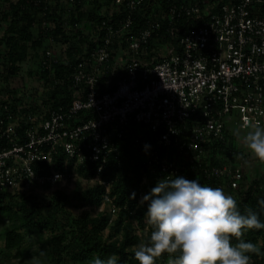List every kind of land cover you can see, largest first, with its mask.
<instances>
[{"label": "built area", "instance_id": "1", "mask_svg": "<svg viewBox=\"0 0 264 264\" xmlns=\"http://www.w3.org/2000/svg\"><path fill=\"white\" fill-rule=\"evenodd\" d=\"M100 13L125 17L89 22L96 44H85L66 77L56 75L60 58L47 48L40 62L49 82L40 79L35 96L25 75L24 86L12 81L13 92L0 91V193L54 184L68 170L46 173L43 163L61 158L73 170L98 164L93 178L111 201L112 182L100 173L122 145L140 149L153 172L175 177L202 165L212 145L229 144V118L260 123L264 0H112ZM137 14L146 16L141 25ZM55 87L66 89L64 99L44 104ZM211 173L228 176L234 188L243 178L228 164Z\"/></svg>", "mask_w": 264, "mask_h": 264}, {"label": "trees", "instance_id": "2", "mask_svg": "<svg viewBox=\"0 0 264 264\" xmlns=\"http://www.w3.org/2000/svg\"><path fill=\"white\" fill-rule=\"evenodd\" d=\"M111 1L89 0L90 5L84 11L87 0L74 4H67L61 0H6L7 8L0 11V27L2 23L7 24L0 41V63H2L0 66L6 69V71H0V91L13 92L8 82H11L12 76L19 75L21 65L27 59L29 46L41 48L45 45L47 46L43 49L45 51L50 44L52 45L53 40L68 43L67 59H60L54 64L56 75L66 77L73 71V66L78 61L77 53L84 51L85 44L90 46L96 44L91 39L93 34L83 33L85 28L84 30L80 27L78 30L74 29L81 24L86 27L92 26L88 23L90 21L99 25L103 20L109 21L111 17L108 14H101L100 9L105 4L109 5ZM142 15L139 14L137 16L139 20H136L140 25L146 17ZM124 17V13L115 14L110 22L119 24L120 19ZM43 21L47 22L46 26L42 25ZM66 26L72 31L69 32ZM2 45L5 48H2ZM40 57L37 67L31 68L29 73L36 74L40 77L39 79L45 78L47 84L49 72L41 68ZM65 91L66 89L59 87L49 89V92L44 94L45 97L47 94L49 97L44 100V104L56 107L58 101L64 99L62 95ZM50 98H55V103H51ZM63 103L67 104L69 101L65 100ZM260 123L264 124V115ZM227 132L229 144L225 141L212 145L202 165L199 166L196 163L193 166H185L183 164L185 167H182L175 177H184L189 180L197 178L202 185L223 188L225 193L236 199L241 211L245 206H250L259 213L261 221L264 222V210H261L257 203L258 200L264 199V185L261 181L263 177L248 179L243 167L248 155L235 145L228 129ZM171 154L173 156V150ZM43 164V170L46 173L51 172L52 168L56 171L67 169L69 173L73 171L72 162L65 167L61 158L55 160L52 165ZM225 164H228L230 169L242 171L243 178L238 188L232 187L228 176L212 175V167H223ZM97 167L98 164L82 165L78 170L86 178H93L97 174ZM154 167L157 168V166ZM156 171L153 172L152 166L142 158L140 149H134L128 145H122L118 157L112 155L109 158L100 177L112 182L110 202L118 209L114 218L106 211L100 212L97 216L85 213L72 217L66 209L67 205L75 208L100 207L105 202L106 188L99 182L85 189L80 188L73 195L58 190L48 200L39 198L35 188L40 185L36 183L29 190L16 192V189L1 192L0 232L5 235L7 252L13 253V256L18 259H30L34 254L38 255L40 258L30 260L31 264H89L94 257L106 259L111 255L119 257L118 264H138L134 258L135 247L142 240H146L150 232L144 220L148 205L141 203L142 197L156 186L158 180L164 178L161 169L157 168ZM50 185L51 183H47L45 186ZM50 210H53L50 215L60 212L65 215V224H62L57 231L51 225L52 217L44 214L45 211ZM106 228L110 229L108 237L103 234ZM50 229L55 230L54 234L50 239L38 240L42 245L39 250H33L35 239L26 242L28 234L43 235ZM138 230L141 232L138 233ZM120 231L121 238L114 239V234H119ZM259 237L263 240L262 250H264V229L247 231L242 238L244 241L252 239L256 242ZM41 252H45L46 256L41 257ZM167 259L166 255L162 256L157 260V264H164ZM252 264H264V255L253 254Z\"/></svg>", "mask_w": 264, "mask_h": 264}, {"label": "clouds", "instance_id": "3", "mask_svg": "<svg viewBox=\"0 0 264 264\" xmlns=\"http://www.w3.org/2000/svg\"><path fill=\"white\" fill-rule=\"evenodd\" d=\"M232 135L248 156L264 166V124L248 122L234 127ZM141 203L148 205L144 220L150 232L135 247L138 264H157L165 255L167 264H252L253 254L264 255L242 238L247 231L264 229L259 213L250 206L241 211L221 187L202 185L197 178L167 176ZM257 203L264 210V199ZM118 260L116 255L97 256L89 264H118Z\"/></svg>", "mask_w": 264, "mask_h": 264}, {"label": "rangeland", "instance_id": "4", "mask_svg": "<svg viewBox=\"0 0 264 264\" xmlns=\"http://www.w3.org/2000/svg\"><path fill=\"white\" fill-rule=\"evenodd\" d=\"M6 0H2L0 4L1 7H4V5H6ZM90 5L89 0H87L86 2V6L84 7V11L87 10L88 6ZM83 11V12H84ZM1 16V14H0ZM68 25V24H67ZM88 26V25H87ZM79 27L81 29L85 30L83 31V33L85 35L87 34H92V27L91 26H83L80 25L78 27H76L74 30H78ZM66 29H69V32L72 31L71 28H69L68 26H66ZM4 34V29H2L0 27V38L1 36H3ZM57 56H59V58L61 60L66 59L67 53L66 50L68 47V43L67 42H63L62 40H53L52 45H49ZM47 46H42L40 47H28V53H27V59L22 63L21 65V70L19 72H23V74H19L20 76L16 78V80H14L12 82V84H16L17 86H24L25 82H24V75L27 76V82L30 84V88L28 87L26 89L27 93H31L35 96L37 93V90L35 89V86L38 84V82L40 83V77L37 76L36 74H30L29 72H31V68L37 67V62H38V58L41 56L43 49L46 48ZM5 48V47H4ZM2 65V63H0ZM0 69L6 71V69L3 68V66H0ZM32 73H34V70H32ZM9 85H11V82ZM23 84V85H22ZM15 86V87H17ZM27 87V86H26ZM33 88V89H32ZM34 98V97H32ZM35 99V98H34ZM239 126V118H237L236 116H233L232 118H229V120H227V129L229 131L230 137L231 139L234 141L235 145L238 146L240 149H242L244 152L245 150L243 149L242 145L235 139V137L232 135V129L234 127ZM247 161H245L243 163V167L245 170V173L247 174L248 179H251L252 177H263L261 179L262 184L264 185V166H261L255 159H252L250 156H248V158L246 159ZM79 169V168H78ZM73 170L72 173H69L68 175H66L63 178H60L59 180H57L56 182H54V184H51L50 186H45L47 185H41L35 188L36 193L38 194L39 198H45V199H49V197L56 191L58 190H63L65 191L67 194L73 195L75 194V192L78 189H85L88 188L89 186L93 185L96 183V179H90L89 181L87 180V178L78 170ZM85 178V179H84ZM87 180V181H86ZM32 186H21L18 187L17 191H24V190H29ZM67 211L70 213V215L72 217H76L79 216L80 214H85V213H89L91 216H97L100 212L106 211L109 214H111L112 218H114L117 215L118 209L114 207V205L110 202V201H105L100 207H89V206H84L82 208H75L71 205H67L66 207ZM53 212V210L50 211H45L44 214L48 217L51 216V225L54 226L55 230L57 231V229L62 225L65 224V215L63 213H57V214H52L50 215V213ZM135 226L136 222H135ZM54 230V231H55ZM110 229L106 228L103 230V234L105 237H108L110 234ZM53 230H49L46 231L43 235H39L38 233H33L31 235H27V239L26 242L28 243L30 239H35L36 242L34 243V249L33 250H39L41 245V242H39L38 240H40L41 238L43 239H50V237L54 234ZM141 231L138 230V233H140ZM121 231L119 234H114L113 238L114 239H119L121 238ZM108 239V238H107ZM245 242H251L256 244L262 253H264V250H262V246H263V240L262 238L259 237L258 241L254 242L252 241V239L245 241ZM33 257H37L38 259L40 258L38 255L34 254L32 257H30V259H18L15 258L13 256V253L9 254L5 248V235L3 233L0 232V264H29V261L32 260ZM36 259V260H38ZM33 261V260H32ZM31 261V262H32ZM39 264V263H38ZM164 264H167V260Z\"/></svg>", "mask_w": 264, "mask_h": 264}, {"label": "crops", "instance_id": "5", "mask_svg": "<svg viewBox=\"0 0 264 264\" xmlns=\"http://www.w3.org/2000/svg\"><path fill=\"white\" fill-rule=\"evenodd\" d=\"M2 1V0H1ZM1 1H0V3H1ZM1 5L2 4H0V11L2 10V9H5V8H7V6H8V4L6 3V5H4V7H1ZM83 10H84V8H83ZM89 23V22H88ZM3 25L1 26V28L2 29H4V32H5V29H6V27H7V24L6 23H2ZM82 26H84L83 24H81ZM89 25H90V23H89ZM78 26H80V25H78ZM3 36H1V38H2ZM1 38H0V41H1ZM2 48H4V46L2 45ZM3 51H1V53H2ZM0 71H4V70H2V69H0ZM19 74H23V72H20ZM17 77H19V76H12L11 77V82L12 81H14V80H16V78Z\"/></svg>", "mask_w": 264, "mask_h": 264}]
</instances>
